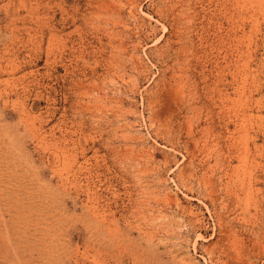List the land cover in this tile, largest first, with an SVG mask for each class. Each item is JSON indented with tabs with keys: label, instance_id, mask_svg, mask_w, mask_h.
I'll return each mask as SVG.
<instances>
[{
	"label": "rangeland",
	"instance_id": "obj_1",
	"mask_svg": "<svg viewBox=\"0 0 264 264\" xmlns=\"http://www.w3.org/2000/svg\"><path fill=\"white\" fill-rule=\"evenodd\" d=\"M0 264H264V0H0Z\"/></svg>",
	"mask_w": 264,
	"mask_h": 264
},
{
	"label": "bare ground",
	"instance_id": "obj_2",
	"mask_svg": "<svg viewBox=\"0 0 264 264\" xmlns=\"http://www.w3.org/2000/svg\"><path fill=\"white\" fill-rule=\"evenodd\" d=\"M180 86V85H179ZM191 133V132H190ZM192 176V175H191ZM163 203V202H162Z\"/></svg>",
	"mask_w": 264,
	"mask_h": 264
}]
</instances>
